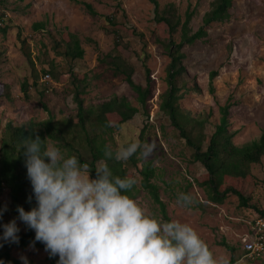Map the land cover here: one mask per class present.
Wrapping results in <instances>:
<instances>
[{"label": "rangeland", "instance_id": "374dc122", "mask_svg": "<svg viewBox=\"0 0 264 264\" xmlns=\"http://www.w3.org/2000/svg\"><path fill=\"white\" fill-rule=\"evenodd\" d=\"M5 1L0 5L6 15L5 23H0V147L8 123L20 126L49 118L42 102L56 119L74 118L77 107L71 93L70 73L80 78L87 76L89 88L83 96L86 105L126 97L140 108L114 134L111 147L115 150L143 140L156 145L151 156L141 158L137 166L141 169L151 162L155 167V182L160 186L170 219L191 224L213 253L226 257L229 264H248L243 259L240 237L246 231V222L264 210V158L251 166L246 178L225 179V184H235L248 198L247 206H242L235 195H230L223 204L208 200L205 188L196 182L207 179L206 169L201 163L193 162L192 151L160 112L161 95L168 87L170 58L159 42V37H165V30L156 25L153 4L149 0H81L91 3L100 14L92 17L72 0ZM212 1L159 0L161 7L175 3L183 16L187 9H195L191 22L194 30L201 26ZM230 13L228 21L208 27L205 39L182 49L186 54L187 78L192 80L188 87L197 82L201 92L189 90L179 104L193 117L205 118V132L211 136L220 122V107L230 103L228 118L230 131L235 132L233 143L242 146L259 139L264 131V0H233ZM108 17L114 23L108 22ZM37 23H44L45 29L36 30ZM133 29L142 36L133 35ZM69 34L80 40L85 51L82 59L68 61L58 53V44L62 46L69 40ZM117 42L120 54L134 66L137 83L145 86L146 68L150 70L151 95L146 109L141 108L128 83L122 77H115L106 63L99 62V58L114 50ZM52 69L57 78L48 73L50 76L45 79L44 71ZM212 72L217 75L211 93ZM26 80L30 84L28 99L22 91ZM109 119L116 124L120 117L111 114ZM49 144L54 146L52 142ZM129 172L137 178L140 188L139 170L132 167ZM181 192L191 193L195 202L189 207L178 204L177 195ZM135 199L149 214L162 217L146 191L141 189ZM1 202L8 207V191H4ZM20 228L25 231L22 225ZM224 242L235 251L222 245ZM12 255L21 264V255L27 256L29 264H53L48 252L32 246L14 248ZM251 264H264V258Z\"/></svg>", "mask_w": 264, "mask_h": 264}, {"label": "trees", "instance_id": "16d2710c", "mask_svg": "<svg viewBox=\"0 0 264 264\" xmlns=\"http://www.w3.org/2000/svg\"><path fill=\"white\" fill-rule=\"evenodd\" d=\"M82 5L85 10L92 16L98 17L100 14L95 10L93 5L86 1L72 0ZM155 8V22L165 30V37H159L170 62L167 66V89L161 95L160 112L167 117L170 124L175 128L180 139H183L192 151L193 162L201 163L206 169L208 177L203 182L196 181L200 187L205 188L207 198L215 204H223L230 195L239 198L242 206L248 205V198L234 184H225L226 178H246L251 173V166L258 164L264 158V131L260 138L242 146L235 145L233 138L235 132L230 131L229 110L230 103L220 107L221 118L216 125L215 131L211 136L205 132L204 119L202 117H193L189 111L184 110L179 101L189 90L201 92L197 82L193 87H188V72L184 64L186 54L183 48L186 45H193L199 40L208 36V27L213 23H223L231 18L230 10L233 6V0H213L210 9L204 14L201 26L194 30L191 22L196 14V10L190 8L186 10L184 16L179 13L175 3H167L163 7L159 0H149ZM6 1L0 0V5ZM5 13L0 10V23H5ZM108 22L114 23L113 19L108 17ZM6 28L3 31L6 32ZM36 30H44V23L35 24ZM119 35V31H117ZM133 35L142 36L132 30ZM120 37V35H119ZM177 38L179 40H177ZM120 44L117 42L114 50L99 58V62L106 63L113 71L115 77H122L137 95L138 103L142 109L148 106V100L151 95V78L150 70L146 68L147 84L144 86L134 80L135 69L133 64L124 58L119 50ZM59 54L64 59H82L85 51L80 40L72 34H69V40L63 42ZM46 75L52 74L57 78L54 70L44 71ZM49 75V74H48ZM217 72H212L210 76V92L214 91L213 79ZM70 88L73 94V100L77 107V113L74 118L66 117L56 119L53 116L45 102H42L43 108L49 113V118L44 121H30L27 125H14L8 123L3 133L0 147V208H4L1 197L4 191H8L10 202L3 216L0 217V234L3 232V224L16 218L17 225H22L25 231L18 233L20 240L18 243H3L0 247V260L4 264H21L18 259L12 255L14 248L25 249L28 246L45 250L43 243L35 240V232L27 228L19 219L17 206H23L30 210L35 206V198L32 193L30 180L27 178V169L24 163L25 157L21 151V143L28 136H39L44 144L52 142L54 146L61 148L66 155H76L81 162H87L93 168L92 175H95V165L97 162L104 161V147L112 146L114 134L121 130L126 123L133 119L139 112L140 108L133 106L126 97H113L98 105H86L83 96L89 88L87 76L80 78L74 72L70 73ZM36 83V82H35ZM30 84L26 80L22 86L25 98L28 99V90ZM185 93H181L182 91ZM44 94V93H43ZM42 94V95H43ZM147 116L150 114L146 111ZM117 114L120 120L108 126L109 115ZM141 141V143H143ZM112 148V147H111ZM114 150V149H113ZM141 158L133 155L126 162H116L114 160L106 161L115 175L124 177L131 176L132 167L139 170L142 179L140 188L137 185L131 191L135 198L140 190H144L151 197L154 204L157 205L161 216L164 219H170L167 213L165 202L160 196V186L155 182L156 169L151 162L138 168V162ZM29 196H33L29 202ZM257 216H264V210L260 211ZM230 251L235 248L223 243ZM49 255V254H48ZM52 263H56L59 257H50ZM235 259L232 260L234 262ZM248 264L258 260L246 259Z\"/></svg>", "mask_w": 264, "mask_h": 264}, {"label": "clouds", "instance_id": "9594fccd", "mask_svg": "<svg viewBox=\"0 0 264 264\" xmlns=\"http://www.w3.org/2000/svg\"><path fill=\"white\" fill-rule=\"evenodd\" d=\"M155 147L131 142L113 150L106 145L93 176V168L76 155L45 145L38 135L24 139L20 152L36 203L30 210H16L18 219L34 230L33 244L43 243L50 257H59L57 264H229L191 224L149 214L130 194L137 178L115 175L106 162H126L133 155L147 159ZM176 202L189 207L195 201L191 193L181 192ZM6 208H0V217ZM2 227L0 242H19L16 218ZM20 260L29 264L27 256Z\"/></svg>", "mask_w": 264, "mask_h": 264}, {"label": "built area", "instance_id": "2783aa9c", "mask_svg": "<svg viewBox=\"0 0 264 264\" xmlns=\"http://www.w3.org/2000/svg\"><path fill=\"white\" fill-rule=\"evenodd\" d=\"M246 223V231L240 237L243 259L260 260L264 258V216L255 215Z\"/></svg>", "mask_w": 264, "mask_h": 264}]
</instances>
